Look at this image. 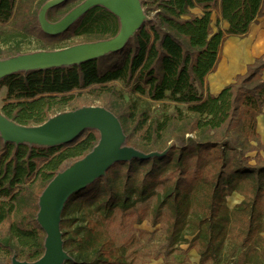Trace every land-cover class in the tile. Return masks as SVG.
<instances>
[{
    "label": "trees",
    "instance_id": "16d2710c",
    "mask_svg": "<svg viewBox=\"0 0 264 264\" xmlns=\"http://www.w3.org/2000/svg\"><path fill=\"white\" fill-rule=\"evenodd\" d=\"M47 1L0 0V60L26 53L23 44L33 39L40 50H54L62 42L101 41L119 31L112 13L94 7L63 34L46 35L37 17ZM82 1L50 9L48 21L60 20ZM140 2L148 20L120 51L0 81L1 112L17 124L41 125L58 113L99 103L120 121L127 146L146 154L167 150L160 158L115 163L69 197L60 223L71 258L64 264H130L107 227L115 215L120 222L137 216L140 224L145 211L137 205L152 198L151 225L166 218L165 257L187 245L199 264H264V143L256 131L264 108V54L219 94H210L206 84L226 38L246 36L263 13V0ZM194 8L202 14H193ZM213 13L219 15L216 30ZM167 94L179 95L187 112L165 114L155 105ZM98 140L95 130L56 147L16 146L0 138V264H10L13 255L28 262L43 255L39 196L66 162L83 158ZM233 193L242 201L229 209Z\"/></svg>",
    "mask_w": 264,
    "mask_h": 264
},
{
    "label": "water",
    "instance_id": "95a60500",
    "mask_svg": "<svg viewBox=\"0 0 264 264\" xmlns=\"http://www.w3.org/2000/svg\"><path fill=\"white\" fill-rule=\"evenodd\" d=\"M65 1L67 0H48L40 8L37 19L44 34H63L94 7H102L118 19V33L101 41L39 50L2 59L0 81L15 73L77 66L118 52L148 20L140 0H83L60 20L48 21L47 12ZM85 130L99 133L97 144L83 158L58 172L39 196L36 222L45 233L43 255L33 262L17 260L13 255L10 264H64L71 260L64 251L60 229L62 212L69 197L105 176L106 171L115 163L160 158L167 152L146 154L127 146L118 118L99 105L64 111L36 126L17 124L0 111V138L4 143L16 146L26 144L56 147L70 143Z\"/></svg>",
    "mask_w": 264,
    "mask_h": 264
},
{
    "label": "rangeland",
    "instance_id": "374dc122",
    "mask_svg": "<svg viewBox=\"0 0 264 264\" xmlns=\"http://www.w3.org/2000/svg\"><path fill=\"white\" fill-rule=\"evenodd\" d=\"M213 27L215 28L216 19L212 18ZM220 26V21L218 23ZM79 40L72 43L71 41L62 42L56 44V48H63L74 44H79ZM39 42L33 39L30 43H24L22 51L26 53L39 51ZM116 87L119 91H123L125 97H128L120 82L116 83ZM5 97V89H0V111L2 107V100ZM180 96L167 94L162 102L156 103L163 108L165 114H178L180 112L186 113L187 106L180 103ZM95 103L94 105H98ZM69 162H66L64 166H69ZM161 192L160 188L157 189V193ZM154 204V198L148 202L137 205L144 209L142 214V221L137 224V216L131 219H125L123 222L118 220V216L115 215L111 223L107 227V231L111 234L118 246L124 247L127 254V259L130 264H148L151 261H161L164 264H181L177 263L176 259L180 257L183 259V253L180 248H176L174 254L168 257L164 256L165 251V228L166 218L163 216L156 226L151 225V208ZM226 257V254L224 255Z\"/></svg>",
    "mask_w": 264,
    "mask_h": 264
},
{
    "label": "crops",
    "instance_id": "0c3cea01",
    "mask_svg": "<svg viewBox=\"0 0 264 264\" xmlns=\"http://www.w3.org/2000/svg\"><path fill=\"white\" fill-rule=\"evenodd\" d=\"M262 7V15L250 24L246 36L242 38L229 36L224 41L217 69L214 73H211L206 77L207 91L210 94H219L224 87L234 81V78L237 75L244 74L249 64L264 54V0L262 2ZM192 13L199 16L202 14V10L200 8H194L192 9ZM213 16L215 19L219 17L217 13H213L212 18ZM220 28L226 30L228 24L225 21L220 20ZM214 30L216 29L214 28ZM256 131L260 136L261 142L264 143V108L262 113L256 119ZM241 201L242 197L237 193H233L227 198V206L229 209H233ZM262 237L264 239V233L262 234ZM179 248L184 255L183 259L181 257L176 259L177 263L199 264V256L195 250L188 249L187 245H181ZM148 264L164 263L156 260L151 261ZM221 264H226V260H223Z\"/></svg>",
    "mask_w": 264,
    "mask_h": 264
}]
</instances>
